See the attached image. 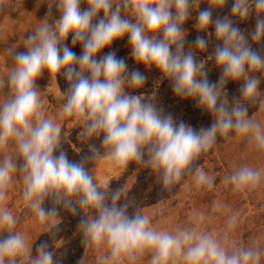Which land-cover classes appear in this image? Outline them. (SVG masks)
I'll return each mask as SVG.
<instances>
[{
    "label": "clouds",
    "instance_id": "obj_1",
    "mask_svg": "<svg viewBox=\"0 0 264 264\" xmlns=\"http://www.w3.org/2000/svg\"><path fill=\"white\" fill-rule=\"evenodd\" d=\"M18 3L0 0V14L17 11ZM193 16L196 35L189 40L185 25ZM249 20L253 27L242 28ZM125 38L128 56H118L113 44ZM210 47L216 80L197 55ZM12 56L14 66L0 79L7 90L0 101V264H65L67 253L56 257L51 248L61 211L77 218L81 243L99 253L96 264H137L146 256L148 264H261L259 247L229 245L227 232L221 237L199 222L174 232L156 228L139 208L130 211L123 185L98 184L91 166L104 157L120 169L143 164L161 193L189 175L197 187L211 189L215 177L198 161L219 138L235 133L264 149V124L249 114L251 106L264 107V0H54ZM153 68L176 97L211 117L208 126L196 128L128 91L142 87ZM45 73L50 82H66L59 117L78 122V139L88 142L78 160L63 146L61 125L43 111L38 81ZM230 82L238 95L229 97ZM16 174L27 211L49 230L34 258L15 230L20 219L5 203ZM262 175L245 164L224 182L253 191ZM235 224L233 214L228 228Z\"/></svg>",
    "mask_w": 264,
    "mask_h": 264
},
{
    "label": "rangeland",
    "instance_id": "obj_2",
    "mask_svg": "<svg viewBox=\"0 0 264 264\" xmlns=\"http://www.w3.org/2000/svg\"><path fill=\"white\" fill-rule=\"evenodd\" d=\"M53 3L54 0H19L17 11L0 14V79H4L15 64L12 52L23 50L25 36L41 23L46 8ZM193 23L194 16L185 25L189 32V40L194 39L196 35ZM253 24L254 20H249L242 23L241 27L250 30ZM126 39L115 41L113 44V48L118 50V56H128ZM253 46L257 45L253 43ZM74 51L80 52L79 45ZM210 52L211 47L208 52L198 51L197 55L205 60L210 71V79L216 80L219 70L215 68L213 61L208 59ZM128 63L130 67H137L130 58ZM139 67L142 71L145 70L142 65ZM146 74L148 79L142 87L129 88L128 91L152 99L166 112L173 113L177 119H183L196 128L210 124L211 117L208 114H202L194 107L192 101L182 100L172 93L170 82L161 80L158 70L153 68ZM260 75L261 91L264 92V74ZM38 83L46 117L61 125L63 146L68 150L70 159L78 160L87 152L88 142L78 139L80 132L78 122L72 118L59 117L66 82L63 79L50 82L45 73V77ZM237 88L238 85L231 82L227 85L229 97L238 95ZM6 91L5 88H0V101L3 100ZM249 114L264 124V107L251 106ZM229 135V139L219 138L213 148L198 161L209 176L215 177V184L211 189L197 187L194 178L189 175L170 192L161 193L159 179L154 174L149 175V169L145 165L131 163L127 169H120L107 157L95 162L91 170L97 183L102 186L116 188L123 185L126 189V198L131 202L130 211L139 208L151 218L153 226L158 229L174 232L177 227L199 222L201 229L215 232L221 237L227 232L229 245L255 246L264 251V175L260 185L253 191H234L231 184L224 182L225 175L241 165L246 164L264 172V149L250 146L246 138H237L235 133ZM22 192L23 185L19 180V174H16L5 203L20 219L15 230L26 236L30 244L29 258H34L35 246L41 241L49 240V230L27 211ZM201 214L203 220H200ZM233 214H236V224L229 229L227 220ZM85 217L87 218L86 213ZM56 223L60 227V232L58 237L51 241L54 256L58 257L66 252L65 264H96L99 253L90 252L87 244L81 243L80 232L76 227L77 218L67 211H61ZM149 259L150 257L146 256L137 264H148ZM261 264H264V256L261 258Z\"/></svg>",
    "mask_w": 264,
    "mask_h": 264
}]
</instances>
